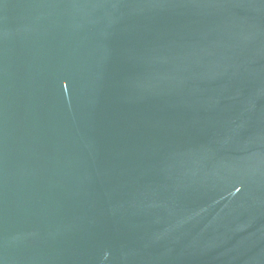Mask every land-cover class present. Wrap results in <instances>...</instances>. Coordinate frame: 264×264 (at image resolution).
I'll return each instance as SVG.
<instances>
[{
  "label": "water",
  "instance_id": "water-1",
  "mask_svg": "<svg viewBox=\"0 0 264 264\" xmlns=\"http://www.w3.org/2000/svg\"><path fill=\"white\" fill-rule=\"evenodd\" d=\"M0 264H264V0H0Z\"/></svg>",
  "mask_w": 264,
  "mask_h": 264
}]
</instances>
